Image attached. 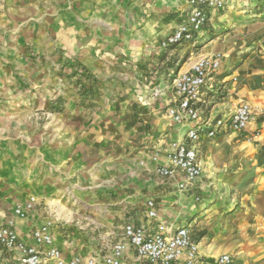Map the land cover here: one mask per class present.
Wrapping results in <instances>:
<instances>
[{
	"label": "crops",
	"instance_id": "1",
	"mask_svg": "<svg viewBox=\"0 0 264 264\" xmlns=\"http://www.w3.org/2000/svg\"><path fill=\"white\" fill-rule=\"evenodd\" d=\"M8 3L0 13V146L7 147L0 148V225L14 218L16 206L25 207L34 199L25 218L14 219L19 237L32 246L30 232L46 221L47 207L62 209L52 199L62 180L99 167L103 178L107 170L113 171V183L94 192L82 191V196L104 207L105 214L93 228L106 229L99 233L105 244L92 255L82 251L81 240L66 231L58 237L54 228V245L63 257L80 256L86 261L104 255L121 240L129 220L151 231L154 221L147 217L145 202L152 199L169 229L189 227L203 260L229 255L234 264H264V117H256L242 133L203 140L198 147L203 174L186 184L188 190L177 189L178 183L185 182L181 173L162 179L151 160L181 140L186 131L167 115L172 89L160 72L180 47L159 50L162 35L184 20L186 0ZM26 21H34L32 31L22 29ZM216 40L203 57L226 49ZM181 47L178 54L188 52L193 62L199 58L190 45ZM256 51L233 71L237 76L218 81L220 75H214L202 90L214 118L229 114L241 103L263 100L264 39ZM59 66L65 75L56 80L51 74L53 80L40 82L41 74L49 75ZM8 75H27L32 85L16 87ZM75 83L94 95L81 98ZM157 88L162 93L153 97ZM218 90L224 93L221 98L215 97ZM58 98L64 100L61 109L48 114L47 108L56 105ZM43 111L51 124L57 123L56 128L47 133L20 129L32 114L33 124L41 122ZM256 131V141L247 142ZM206 142L203 156L201 146ZM121 264L148 263L128 251Z\"/></svg>",
	"mask_w": 264,
	"mask_h": 264
},
{
	"label": "built area",
	"instance_id": "2",
	"mask_svg": "<svg viewBox=\"0 0 264 264\" xmlns=\"http://www.w3.org/2000/svg\"><path fill=\"white\" fill-rule=\"evenodd\" d=\"M228 2L186 0L184 20L168 34L162 35L159 50L184 45L195 49L208 27L212 29L215 19H219L226 10ZM220 62V53L212 57H199L187 71L179 72L170 83L172 99L167 115L174 124L185 127L186 131L181 140L173 142L162 155L155 154L151 160L157 165V174L162 179L173 178L176 173L184 176L185 182L177 184V189L181 191L188 190L186 184L193 183L203 174L198 157V147L203 140L215 139L226 133H242L256 117H264V98L258 104L241 103L221 117H204L202 108L206 101L202 90L214 73L220 70ZM161 93V88H157L152 96L158 97ZM258 136L259 133L254 132L247 142H255ZM33 202L31 198L25 207L16 206L13 209L14 218L0 225V264H121L128 251H132L139 261L148 264H232L229 255L203 260L189 227L169 229L159 218L152 199L145 202L147 217L154 221L151 231L129 220L123 227L121 240L104 255L86 261L80 256L65 258L54 245L50 221L43 222L30 232L32 246L19 237L14 219L25 218Z\"/></svg>",
	"mask_w": 264,
	"mask_h": 264
},
{
	"label": "rangeland",
	"instance_id": "3",
	"mask_svg": "<svg viewBox=\"0 0 264 264\" xmlns=\"http://www.w3.org/2000/svg\"><path fill=\"white\" fill-rule=\"evenodd\" d=\"M8 1L9 0H0V13L4 12L3 8L6 7V4L9 5ZM2 4H4V7L1 6ZM2 18L3 16L1 17V19ZM34 27V21H26L22 29H24L25 31L31 29L32 31ZM159 33L160 31L157 33V35H159ZM262 39H264V0H232L230 1L229 8L222 13L221 19H219V21L216 23V26L209 32L203 34L200 42L195 47L196 52L194 53V56L203 57L209 55L210 46L215 44L212 43L213 40H216L217 45H225V48H228L229 50L225 49L221 51L220 70L214 74L220 75L218 81H220L221 79L223 81H229L231 79V75L234 74L233 71L240 68L246 59L257 52V47L259 43H261ZM233 44H235V47H230V45ZM181 49L182 47H180L179 49H175V54H172L173 59H170L167 62L166 66H163L162 70H160V72L164 74L162 75L166 78L167 82L171 83L172 79L180 72V70L183 73L188 68V65L193 62V59H188V52H186L185 54H182V52L178 54L180 51H182ZM169 54V52L167 55L164 54L161 60H165V57H168ZM63 63H65V61H63ZM64 71V68H61L59 66L56 71L52 70L49 75L43 73L40 75V82L44 84L46 81L51 80L52 76H54L53 78L57 80V77L66 74V72ZM234 75L237 76V74ZM8 76L10 77L9 81L14 83L16 87L22 88L26 87L27 85H32V82H29V80L25 78L27 77V75ZM78 86L79 85H76L75 83V87H77V93L81 98H84L85 95L89 96V93L90 96L94 95L93 93H95ZM219 86L220 85L217 84L216 89H219ZM212 94L213 93H211V95ZM222 94L224 95L222 90H218L217 96H213L221 98ZM1 101L2 97L0 98V104ZM63 102V99L58 98L57 104L48 107L46 112L49 114L53 111H59L62 107ZM2 108L3 106L0 105V109ZM202 110L204 117L214 118V116L216 115L215 113H212V116L210 115L211 109L207 102L205 103ZM46 112H42V120L41 122H38L36 124H33L34 116L32 114L29 118L26 119L20 129L25 132L30 130L33 131L34 129H36L38 132L43 131L47 133L51 129V127L56 128L57 123L52 122L51 124L50 117L46 114ZM36 121H38V119H36ZM7 140L12 141L10 138H7ZM31 141L32 138L25 139L24 145H30ZM208 142L210 143L211 141ZM207 145L208 143L206 142L201 146L203 156L205 146ZM11 146L10 148H14L13 144ZM0 148H3L5 150L7 149L6 146H0ZM2 159L3 158L0 157V161ZM144 165L145 163L141 162L138 166L142 167ZM15 173H18V171L16 170ZM105 173L106 176L105 178H103L104 175L102 174L100 168L95 167L92 170H87V172L74 173L71 177L62 180L61 186L59 187V189L56 188V192L52 198L56 203L62 205V209H59L60 207L57 205L51 206L50 210L49 207H47L48 214L45 217L46 221H50V219L52 220L50 222L53 229L58 228V237L62 238L64 231H66L68 234L70 233L71 237H76L78 238V240L82 241V243L84 244L82 251L89 252L92 255L94 251L101 250V247H103L105 244L101 241L99 233L106 231V229L100 226H98V229L93 228L94 225L98 224V219H100L101 216L105 214V212L104 207L101 204H92L89 199H84V197L82 196V191L94 192L95 189H99L103 185L109 187V184L113 183L112 181L114 180V174L113 171L109 172L108 170ZM113 186L114 185H112L111 187ZM0 193L2 195L1 187ZM95 194L97 195V193ZM110 208H117V206ZM68 217H70L69 220ZM90 229L94 232L91 233ZM106 251L107 247L105 249V252ZM92 257L98 256L94 255ZM232 264H234L233 261Z\"/></svg>",
	"mask_w": 264,
	"mask_h": 264
}]
</instances>
